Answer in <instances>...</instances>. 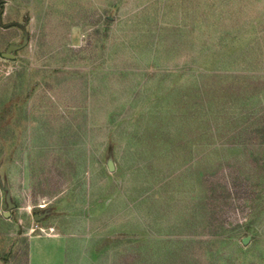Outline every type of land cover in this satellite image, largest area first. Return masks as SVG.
<instances>
[{
  "label": "rangeland",
  "instance_id": "rangeland-1",
  "mask_svg": "<svg viewBox=\"0 0 264 264\" xmlns=\"http://www.w3.org/2000/svg\"><path fill=\"white\" fill-rule=\"evenodd\" d=\"M0 264H264V0H0Z\"/></svg>",
  "mask_w": 264,
  "mask_h": 264
},
{
  "label": "water",
  "instance_id": "water-1",
  "mask_svg": "<svg viewBox=\"0 0 264 264\" xmlns=\"http://www.w3.org/2000/svg\"><path fill=\"white\" fill-rule=\"evenodd\" d=\"M13 49H15L14 46H9V47L6 49L5 53L2 54V57H3L4 59H12L13 56L10 54V52H11ZM107 168H108V170H109L110 172L113 170V165H112V162H111V161H108V163H107ZM9 207H11V205H9ZM7 216H8L7 213H5V214H4V217H7ZM242 243H243V244H246V243H247V238H244V239L242 240Z\"/></svg>",
  "mask_w": 264,
  "mask_h": 264
}]
</instances>
